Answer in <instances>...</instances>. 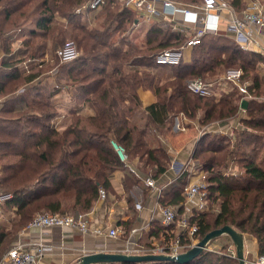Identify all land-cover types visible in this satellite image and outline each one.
I'll use <instances>...</instances> for the list:
<instances>
[{
    "label": "trees",
    "instance_id": "trees-1",
    "mask_svg": "<svg viewBox=\"0 0 264 264\" xmlns=\"http://www.w3.org/2000/svg\"><path fill=\"white\" fill-rule=\"evenodd\" d=\"M91 1L0 0V97H4L3 104L11 102L0 107V161L5 160L0 165V191L9 194L1 204L2 209L13 213L7 222L0 221V259L19 230L36 213L88 212L100 199V188L105 198L114 191L112 173L117 169L124 172L122 185L126 189L134 182L142 184L140 178L146 176L159 180L168 168L170 153L167 145H154L149 137L159 140L168 137L173 116L179 112L192 119L198 117L205 125L237 117L241 110L244 112L239 118L241 127L234 128L232 135H210L208 132L195 141L192 159L197 162L198 170L205 172L208 208L193 212L189 218L197 225L194 237L199 240L212 229L229 225L254 236L258 255H264V78L256 69L262 56L256 50L239 48L227 34L207 32L200 43L183 48V57L177 64H158L155 61L158 53L165 49H182L187 37L153 20L145 31L144 45H130L124 33L136 22V12L119 0H104L100 8L104 7L105 18L100 29H89L83 23L74 25L71 36L82 53L62 61L66 67L70 66L69 71L76 70L72 77L74 93L91 106L92 112L84 114L72 109L69 122L62 130L50 124L56 115L51 101L36 103L34 99L27 102L25 110L16 112L15 92L36 77L33 72L21 77L19 67L22 61L19 56L26 54L29 40L24 39L25 49L12 47L13 33L21 24L18 21L30 17L24 7L34 4L29 35H42L45 39L55 33L51 23L58 12L71 20L77 7L83 8ZM178 1L201 3V0ZM225 1L236 11L246 5V0ZM113 6L117 8L111 10ZM5 24L10 28L5 29ZM117 30L122 35L117 42L110 41L111 32ZM124 44L127 48L122 47ZM34 52L32 50L30 56ZM131 65L138 67L125 72L124 66ZM158 67L168 68L170 80L162 82L160 73L148 70ZM228 69L242 71L241 81L247 82V91L252 95L242 109V94L236 88L215 99L193 93L186 87V81L192 78L217 81ZM19 78V82L10 83ZM139 87L152 90L156 101L143 106L137 93ZM25 99L22 96L20 101ZM136 112L142 113L141 122L133 120ZM11 113L13 117L2 115ZM111 138L124 147L129 162H138L139 177L130 173L119 159ZM206 138L209 139L205 142ZM231 163H237L239 170L227 171ZM189 178L186 170L168 182L158 196L159 204L178 206L182 213L183 189ZM212 204L216 205L214 211H211ZM132 223L133 217L119 221L126 231L124 237ZM143 236L149 240L160 238L165 236V231L155 220L149 229L142 231L139 241ZM186 240L190 243V238ZM215 244H219L218 248L212 247ZM184 264L239 262L230 237L224 234L212 239L208 248Z\"/></svg>",
    "mask_w": 264,
    "mask_h": 264
},
{
    "label": "built area",
    "instance_id": "built-area-1",
    "mask_svg": "<svg viewBox=\"0 0 264 264\" xmlns=\"http://www.w3.org/2000/svg\"><path fill=\"white\" fill-rule=\"evenodd\" d=\"M104 0H92L83 8L97 9ZM125 7L136 12L138 18L146 21L158 20L160 23L170 26L171 29L187 37L185 46L182 49H165L158 53L155 61L158 64H177L183 57V48L200 43L203 35L207 32H219L231 36L241 49H251L256 35L264 28V0H247L245 7L241 11H236L225 0H201V3H187L178 0H119ZM80 10V9H79ZM228 12V17L221 14ZM224 27V28H222ZM60 56L63 60L74 58L77 55L73 47L60 49ZM242 71L240 69H228L220 78L230 83L232 88H236L241 94L240 103L252 97L247 91V82L241 81ZM218 79L217 81L219 82ZM217 81L206 82L199 78L186 81V87L193 93L201 96H218L214 85ZM110 142L115 149L119 159L125 164L127 170L139 177L138 170L128 161V155L115 139ZM195 166L192 157L189 158L185 167L190 172ZM188 168V169H187ZM185 170V169H184ZM142 184L154 190L159 196L163 187L167 183H160L158 180L147 176L140 178ZM190 180V179H189ZM100 198H105V192L99 189ZM9 194L0 192V205ZM183 212L179 213V208L175 205H160L156 201L159 210L160 224L164 226L165 236L160 243H151L144 247L138 245L142 230L149 228V225H134L125 237L124 246L120 250L124 253H158L175 256L186 251L199 239L195 238L197 225L190 221L189 216L195 211H202L207 206V182L204 176L199 175L197 179L188 181L183 189ZM138 205V204H137ZM59 226L65 230L79 229L87 231L88 222L85 214H59L50 212L36 213L26 224L27 229L41 230L45 227ZM100 231V229H97ZM108 236L118 235L117 227L107 229ZM190 238V243H187ZM187 247V249H185ZM51 250V246L41 241L26 243L17 240L12 244L0 259V264H40V259L45 252ZM253 264H264V255H258Z\"/></svg>",
    "mask_w": 264,
    "mask_h": 264
},
{
    "label": "rangeland",
    "instance_id": "rangeland-1",
    "mask_svg": "<svg viewBox=\"0 0 264 264\" xmlns=\"http://www.w3.org/2000/svg\"><path fill=\"white\" fill-rule=\"evenodd\" d=\"M247 2V0H246ZM84 6V5H83ZM120 7V4L117 5ZM117 6H113L111 10H114L117 8ZM34 7V4H29L25 6L24 8L27 10V13L30 14V17L28 20L20 19L18 21V28H15L16 32L13 33V42H12V47L13 48H20V49H25L27 45L24 44V39H28V48L26 51V54L20 55V59L22 60L19 63L20 67V72H21V77L24 75H27L29 73H35L36 77L29 81L27 84H23L22 86L19 87L17 90L18 92H15V95H17L14 98L15 106H18V108L15 107L16 112L17 111H22L25 110L27 107V102H38V101H51L53 104V108L56 111V115L52 118L50 121V124L52 127L62 130L64 127L68 124L69 119H70V111L72 109H79L80 113L84 114H89L92 112L91 106L88 105V103H85L81 100V96L76 95L74 93V82L72 80V77L76 75V70H71L69 71L68 67L70 66H65V64L62 63L64 61L62 57L59 54V50L63 49L66 47H73L77 55L81 54L82 51L81 49L76 47V43L73 41V38L71 36L72 32L71 29L74 27V25H77L79 23L85 24L89 29H94V28H99L100 24L103 22L105 15L104 13V7L98 8L95 10H90V11H83L82 9L86 8H79L77 7L74 10L75 17H72L71 20H69L66 16H63L62 13H57L54 20L52 21L51 25L53 27V30H55V33L50 34L48 37L45 39L42 38V35H35V36H30L29 35V30L32 27V19H33V14H31L32 9ZM80 9V10H79ZM136 22L128 26L127 31H125L126 39L128 40V43L130 45H144L145 43V31L150 25V21H146L142 18H138L136 16ZM17 21V20H16ZM163 27H167L165 23H160ZM5 29L10 28L9 25L5 24ZM112 27H115V24L112 25ZM100 29V28H99ZM59 30L62 31V33L58 32ZM120 31H112L111 32V37L110 41L117 42L118 39L121 36ZM123 48H127V45L124 44L122 46ZM35 52L33 53V56H30L31 51ZM1 53V50H0ZM260 53V52H259ZM261 54V53H260ZM261 58L258 59L257 61V72L260 74L262 78H264V54H261ZM33 57V58H32ZM185 57L188 58V52L185 53ZM185 58V59H187ZM99 65V64H97ZM86 66V70H87ZM137 68L138 66L136 65H131V66H124V71L125 72H131V68ZM157 69H162V67H158ZM157 69L152 70L148 68L150 73H160V78L162 82H166L170 80L171 74L168 68H163L164 70L158 71ZM225 74V73H224ZM224 74H221V76L218 78L220 79ZM193 79V78H192ZM21 78H19L16 81H11L10 83L13 82H19ZM29 87V88H27ZM216 87V92L218 93V96L215 97L219 98L221 95H223L226 92H229L233 88L231 87L230 83L220 79L219 82L217 81L216 84L214 85ZM73 88V91H72ZM140 88V87H139ZM139 88L137 90H139ZM152 91V90H151ZM153 92V91H152ZM52 93V95H50ZM138 93V92H137ZM28 95V97H26ZM24 96L26 99L21 100ZM139 96V95H138ZM3 99L4 97H0V107L2 105H10L9 101H7L5 104H3ZM242 109V107H241ZM243 110L240 111L239 115L237 117L227 119V120H217L214 122H211L209 124H201L198 120V117L195 119L189 118L188 116L184 115L183 113L179 112L177 115L173 116L172 119V125H171V130L170 133L171 135L167 137V143L170 144V148H168L169 152L174 151L175 148L179 147V144L182 142L183 139H189L190 140V149H189V155L187 156V160L185 159L183 162V165L181 169L174 171L172 170L168 174L172 175H179L180 173L186 171L185 167L188 165V159L192 157L194 153V145L196 139L204 134V133H210V135H222V134H227V135H232L233 134V129L236 127H241L239 118L240 116L243 115ZM142 113L136 112V115L134 116L135 121L141 122V119L139 118ZM1 115V114H0ZM5 115L6 117H13L14 114H2ZM176 124V130L172 129L173 126ZM115 139V138H113ZM160 138L156 137H149V141L153 143L154 145H158L159 143H162V140H159ZM161 139H163L161 137ZM209 138H206L205 142ZM166 145V144H165ZM5 160L0 161V165L3 163ZM129 161V160H128ZM195 161V160H194ZM197 162L195 161V166L191 167L189 175H190V180H195L199 175L204 176L205 180V172L198 170L197 168ZM129 164L133 165L137 169L138 162L135 160L133 162H129ZM169 165L171 166V160H169ZM188 169V168H187ZM169 170V168H168ZM237 163L233 164L231 163L227 171L229 172H236L238 171ZM170 171V170H169ZM165 172L161 175L159 178V182L164 184L167 183L169 179L166 178L164 175ZM147 177V176H146ZM164 177V178H162ZM187 181V182H188ZM206 181V180H205ZM121 184H122V179H121ZM114 191L109 192L108 196L103 199V204L104 206H114L116 209V212H113L111 214V218H116L118 216V210H119V202L121 201L123 205V212L129 213V217H133V223L132 225L138 224V221H135L136 219V213L137 210L134 207V204L139 202L141 206H146V197H147V190L142 187L141 182H134L130 184V187L128 189L123 187V192H118V187L116 185V182L113 184ZM2 193V191H0ZM157 201H158V196H157ZM132 200H133V207H132ZM160 205H163L160 203ZM1 206V205H0ZM178 207V206H177ZM211 211H214L216 208L215 204L211 205ZM134 209L136 212H134ZM0 211H4L3 209H0ZM7 212V211H4ZM196 212V211H195ZM6 213H4L5 215ZM68 214V213H67ZM76 214V213H75ZM6 216V215H5ZM128 217V218H129ZM127 218V219H128ZM1 222L5 223L7 220H0ZM151 222H155V219L151 220ZM160 224V223H159ZM132 226V227H133ZM131 227V228H132ZM163 229L164 226L162 225ZM149 229V228H147ZM147 229H144L142 231H146ZM141 231V233H142ZM125 228L123 225H120L118 229V233L120 234L121 238L124 237L125 233ZM140 233V236H141ZM126 237V235H125ZM124 237V239H125ZM148 245L144 244L145 242L150 241ZM142 237V239L139 241V238H137V243L138 245L148 247L151 245V243H160V240H163V236L160 238H155L153 237L152 239ZM211 245V244H210ZM219 244L212 245V247L218 248ZM78 261V260H77Z\"/></svg>",
    "mask_w": 264,
    "mask_h": 264
},
{
    "label": "crops",
    "instance_id": "crops-1",
    "mask_svg": "<svg viewBox=\"0 0 264 264\" xmlns=\"http://www.w3.org/2000/svg\"><path fill=\"white\" fill-rule=\"evenodd\" d=\"M221 14L228 17V12L226 10L222 11ZM251 49L264 54V28L256 35L254 42L251 44ZM137 92L143 106L156 101V96L150 89L139 88ZM172 129L176 130V124ZM189 142V139H183L178 148L169 152L171 166L169 165L168 168L170 171L167 168L164 174L167 179L171 180L176 177V175H170L168 172L170 173L172 170L177 171L181 169L184 160L190 153L189 149L191 145ZM162 143L170 148V144L167 143V137L162 139ZM123 175L124 172L118 169L112 173V183L114 184V182H116L119 190L118 192H123L121 184ZM142 187L144 188L145 186L142 184ZM147 191L146 206H141L139 202L135 203V207L137 208L135 221H138V225H149L150 221L153 219L160 223V214L156 206L157 195L154 190ZM103 199L104 198H100L97 200L93 207L85 213V218L88 222L87 231L83 232L79 229L65 230L59 226L45 227L39 231L36 229H27L25 226L19 230L12 244L19 240L26 243L41 241L50 245L51 250L43 254L40 259V264H78L81 255L87 252L98 250L120 251L124 246L125 239L121 238L119 233L116 237L108 236L106 234L107 229L113 226L119 229V221L126 220L130 214L123 212L124 204L120 201V207L117 213L118 216L116 218H111V214L116 212V209L114 206H104ZM0 209H2L1 206ZM134 212L136 211L134 210ZM4 213H6V216ZM10 217H13L12 212L0 211V220L8 221ZM97 229H100V231H97ZM243 235L246 264H253V261L258 256L257 240L250 234L243 233Z\"/></svg>",
    "mask_w": 264,
    "mask_h": 264
},
{
    "label": "water",
    "instance_id": "water-1",
    "mask_svg": "<svg viewBox=\"0 0 264 264\" xmlns=\"http://www.w3.org/2000/svg\"><path fill=\"white\" fill-rule=\"evenodd\" d=\"M247 100L241 102V107L244 108ZM78 213H76L77 215ZM228 235L235 247L236 258L239 264H246L244 255V235L242 232L236 230L229 225L212 229L206 233L200 240L186 251L181 252L175 256L158 254V253H124L121 251H105L98 250L94 252H87L81 255L78 264H96V263H113V262H149V261H164L175 262L177 264L188 263L190 260L199 255L204 249L208 248L209 242L221 235Z\"/></svg>",
    "mask_w": 264,
    "mask_h": 264
}]
</instances>
